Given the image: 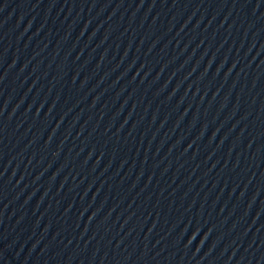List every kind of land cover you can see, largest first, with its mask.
Returning a JSON list of instances; mask_svg holds the SVG:
<instances>
[{
	"label": "water",
	"instance_id": "water-1",
	"mask_svg": "<svg viewBox=\"0 0 264 264\" xmlns=\"http://www.w3.org/2000/svg\"><path fill=\"white\" fill-rule=\"evenodd\" d=\"M0 264H264V0H0Z\"/></svg>",
	"mask_w": 264,
	"mask_h": 264
}]
</instances>
